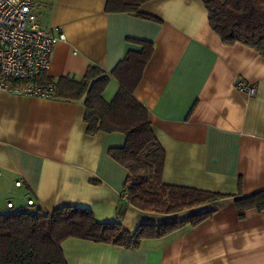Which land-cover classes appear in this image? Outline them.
I'll use <instances>...</instances> for the list:
<instances>
[{
	"label": "crops",
	"instance_id": "obj_1",
	"mask_svg": "<svg viewBox=\"0 0 264 264\" xmlns=\"http://www.w3.org/2000/svg\"><path fill=\"white\" fill-rule=\"evenodd\" d=\"M105 3L32 0L40 25L61 26L66 35L52 49L47 76L80 78L91 64L110 71L128 49H138L128 38L152 42L134 97L164 150L162 181L226 196L169 214L137 209L124 197L128 170L108 155L124 145L122 133L88 135L82 100L0 91V211L7 201L46 212L79 206L129 232L212 211L198 225L138 248L70 237L61 250L66 264H264V210L247 209L238 218L234 204L236 196L264 189V55L223 44L202 0L140 5L158 20L107 12ZM240 84L253 85L255 94ZM118 89L111 77L103 99L110 102Z\"/></svg>",
	"mask_w": 264,
	"mask_h": 264
},
{
	"label": "trees",
	"instance_id": "obj_2",
	"mask_svg": "<svg viewBox=\"0 0 264 264\" xmlns=\"http://www.w3.org/2000/svg\"><path fill=\"white\" fill-rule=\"evenodd\" d=\"M145 1L106 0L105 11L158 20L139 11ZM202 2L208 24L223 44L241 43L264 55V0ZM128 41L138 45V49H128L110 71L91 64L80 78L66 75L54 80L48 76L53 83L51 98L82 100L88 135L120 132L125 136L124 145L109 148L108 155L128 170L124 197L135 208L169 214L225 197L217 192L162 181L164 150L153 133L148 110L134 97L151 58L153 43L135 38ZM111 77L116 79L119 89L106 102L102 91ZM234 204L238 218H243L247 209L264 210V189L236 196ZM6 209L9 211H0V264H66L61 243L70 237L138 248L145 239L168 235L186 225L194 227L212 213L198 212L181 220L144 223L129 232L118 221H99L90 209L79 206L64 205L52 212L20 205Z\"/></svg>",
	"mask_w": 264,
	"mask_h": 264
},
{
	"label": "built area",
	"instance_id": "obj_3",
	"mask_svg": "<svg viewBox=\"0 0 264 264\" xmlns=\"http://www.w3.org/2000/svg\"><path fill=\"white\" fill-rule=\"evenodd\" d=\"M65 40L61 26L40 25L32 0H0V91L51 98L53 83L46 72L53 47ZM238 89L255 94L253 85L240 84ZM14 184L19 187L21 181ZM26 203L32 205L33 200ZM4 206L14 205L7 201Z\"/></svg>",
	"mask_w": 264,
	"mask_h": 264
},
{
	"label": "rangeland",
	"instance_id": "obj_4",
	"mask_svg": "<svg viewBox=\"0 0 264 264\" xmlns=\"http://www.w3.org/2000/svg\"><path fill=\"white\" fill-rule=\"evenodd\" d=\"M29 209H30V210H33V209H35V208H34V206H32V207H30ZM5 210H8V209H5ZM8 211H9V210H8Z\"/></svg>",
	"mask_w": 264,
	"mask_h": 264
}]
</instances>
